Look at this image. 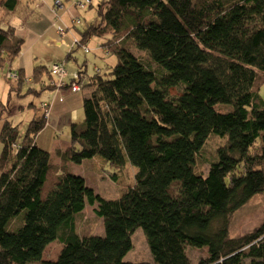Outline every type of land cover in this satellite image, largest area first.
<instances>
[{
    "label": "trees",
    "instance_id": "16d2710c",
    "mask_svg": "<svg viewBox=\"0 0 264 264\" xmlns=\"http://www.w3.org/2000/svg\"><path fill=\"white\" fill-rule=\"evenodd\" d=\"M16 5L0 0V11ZM95 6L97 16L75 47L88 53L85 44L96 37L116 61L90 77L88 69L77 72L62 88L76 93L75 82L86 92L83 122L70 126L65 148L52 155L35 142L47 117L41 105L48 110L50 102H40L20 135L9 103L0 100V264H148L124 259L137 229L154 264H191L188 248H207L198 264H264V219L229 236L233 214L264 194V98L257 93L264 83V0ZM21 44L11 28L0 27V70L8 68L5 78L17 73L6 81L18 97L26 77L11 64ZM29 79L26 92L62 90L45 66L34 67ZM212 134L224 141L200 176L195 163ZM95 158L114 181V171L133 167V181L116 199L95 194L73 173ZM87 205L95 206L102 234L77 228ZM53 243L57 256L44 259Z\"/></svg>",
    "mask_w": 264,
    "mask_h": 264
},
{
    "label": "rangeland",
    "instance_id": "374dc122",
    "mask_svg": "<svg viewBox=\"0 0 264 264\" xmlns=\"http://www.w3.org/2000/svg\"><path fill=\"white\" fill-rule=\"evenodd\" d=\"M77 1L78 0H60L59 2L63 6L71 7V9L76 11L81 18L80 19L81 24L78 26L76 25V27H74L75 24L70 21V17L67 18L66 19L67 23L66 25L63 24V28L70 24L69 26L70 29L66 31L63 35V37H65L64 38L65 41L62 42V38L59 39L60 37L57 36L59 39V44L61 45L54 46L52 44H49L47 46L48 48H45L46 50L40 53V57L43 55V53H47L48 56H54L55 57L54 60L63 61V62L65 61L66 57L72 53L74 59L65 62V68L69 73L70 77H73L76 74L75 69H77V67L83 63L84 59L89 60L90 58H92L93 59L92 64L96 66V69L99 68L100 66H104V62H102L101 60L97 61L94 58V54L99 53V50H95V51L93 50L97 48L100 39L96 37H91L88 40V42L85 45L87 50H90L89 53H84L83 48H79V47L74 48L73 46L74 44L73 39L75 37L79 38L80 33L83 32L84 29L87 27V25L90 24L92 21H94V19L96 18L97 12L95 5H97V2L99 0H92L93 5L92 6L88 5L83 10H80L79 7L75 6ZM0 13H1L0 27L3 26L6 28L5 25L7 24H5V21H3V19L10 20V18L9 17L4 18L5 15L7 14V11H2V12L0 11ZM21 13H22L21 8H17L12 15L20 16ZM9 28L10 26L7 25L6 30ZM63 43L67 44V47ZM132 52L134 54H137L138 50L134 49ZM109 60L113 65L116 61V57L111 55L109 57ZM52 64L51 63L48 64L47 67L49 66L50 69ZM94 65L88 67L89 75L95 74V68L93 67ZM7 70L8 68H6L3 71L0 70V100L5 103H8V99H9L11 104V108L9 109H11L12 111V116L9 117V121L19 126L20 135H22L28 125V122L31 121L34 118V116L38 115L37 108L42 100L43 95L49 96L51 94L50 93L51 91L45 90L41 92L42 93L41 96L36 95L33 94L32 92H26L25 89L27 88V86H29V84H27V86L24 85L23 91L20 93L22 96L18 97L16 95V92L10 93L9 91V87L12 86V82L6 81L7 79L4 77V74L6 73ZM24 83L27 82L24 81ZM83 92L84 91H82V93ZM257 93L261 98H264V83L261 85ZM79 96H81V93L79 94ZM20 108H23L22 113L20 112ZM217 109L222 112L229 110L228 107H222V108L217 107ZM80 114L81 117H83V110L80 111ZM82 122L83 119L78 121V124H81ZM40 137L41 138L39 140L37 138V144L41 146L40 148L50 152L53 148L52 144L54 142V140L51 137V134L48 131L44 130V132L41 133ZM67 139H68V130L65 129L59 135L58 141L64 142ZM223 141L224 139L217 135L214 134L209 135V137L207 138L204 144V147L200 151L199 157H197L198 160L195 163L196 174L200 176H205L209 163L215 157L216 148L219 145H221ZM114 172L118 175L115 181L111 179V176L108 175L106 171H104V163L98 158L92 160L86 167H82V166L81 168L73 167V173L82 176L83 179L85 180L86 185L92 188L95 194L97 193L100 194L102 197H104V199H116L124 191V188H126L133 181L134 169L129 163H127L122 169L116 170ZM94 212H95V206L87 205L83 213L80 215V217H77L76 225L77 228L80 230V232L88 233L90 231H93L96 234H102L103 232L102 223L100 220H97L94 217ZM263 219H264V194L255 196L246 205L241 207L233 214L230 221L229 236L235 238L247 234L256 226H258L263 221ZM11 225H12L11 223L7 225V229L9 231ZM131 241H132V248L125 256L124 258L125 261L154 264L152 257L149 253V250L147 248L144 234L141 229H137L134 232ZM59 248L60 247L54 243L49 245L44 252V259L54 260L58 254ZM186 253L189 259L191 260V264H198L199 261L206 259L208 256L207 248H202V249L188 248L186 250Z\"/></svg>",
    "mask_w": 264,
    "mask_h": 264
},
{
    "label": "crops",
    "instance_id": "0c3cea01",
    "mask_svg": "<svg viewBox=\"0 0 264 264\" xmlns=\"http://www.w3.org/2000/svg\"><path fill=\"white\" fill-rule=\"evenodd\" d=\"M54 1H58V0H17V5L15 9L13 11H7V14L4 17V18L9 17L10 20L3 19V21H5V24L10 26V28L13 30V36L22 41L21 51L18 54L17 58H15V60L12 62L11 69H14L16 71L22 70L24 76L26 77V80L28 81L30 80L29 77L31 76L34 67L39 65L47 67V65L50 63L54 64V63L63 62V61L54 60L55 57L48 56L47 53H43V55L40 57V53L46 50L45 48H48L47 46L49 44H52L54 46H60L61 44H59V39L61 38H62V42L65 41L64 39L65 37H63L64 34L60 36L58 35L59 34L58 31L59 29L62 30L65 28L64 30H62L65 33L70 29L69 28L70 24L63 28V24L66 25L67 23L66 22L67 18L70 17V21L72 23H74L76 19L79 20L81 19L78 13L73 9H71V7L63 6L61 3H60L61 6L59 7L53 6ZM91 3L93 5L92 0ZM17 8H21L22 10L21 15L20 16L12 15ZM7 25H5L6 28ZM76 25L77 24H75L74 27H76ZM6 28L1 26V29L3 30H5ZM57 36L60 38L58 39ZM74 41H77V37L73 39V43H75ZM65 45L67 47V44ZM73 46L74 48H76L75 45ZM95 50H99V53L94 54V58L97 61L101 60L102 62H104V66H100L99 68H97V70H99L100 73H104L108 68L114 66V64L112 65L111 61L109 60L111 54H108L106 52L104 53L98 47L93 51ZM73 59L74 58L72 53L68 55L65 61L63 62L64 68H65V62ZM92 63H93L92 58H90L89 60L84 59L83 63L80 66H78L77 69H75L76 74L77 72L82 73L83 72L82 70L84 69L86 70L88 69L89 66L94 65ZM93 67L96 69L95 65ZM47 68L49 69V66ZM86 74L88 77L93 76V75H89L88 72H86ZM87 76L85 78V81L82 79L83 82L85 83L87 82V78H88ZM68 79L71 78L67 77L66 80ZM24 85L27 86V83H25ZM50 93L51 94L49 96L43 95L41 100V102L42 101L50 102V107L48 109L45 126L43 130L39 132V134L36 136L35 142L37 144V138L38 140L41 138L40 137L41 133H43L44 130L48 131L51 134L52 139L54 140L52 144L53 148L50 151L51 152L50 154H52L56 149H63L68 144V139L64 142L58 141V137L61 134V132L67 129L69 134L70 126L72 124H78V121L83 119V117H81L80 111L82 110L81 106H82L83 96L86 92L82 93L80 91L76 93H71L68 91H64L62 89L61 92L55 96L52 95L53 92ZM80 93L81 96H79ZM41 94L42 93H40L39 95L41 96ZM59 97L61 100L58 99ZM8 103L10 104L9 99H8ZM9 106L11 107V104ZM22 110L23 108H20L21 113ZM1 122L2 121L0 120V127H1ZM37 146L41 147L39 144H37ZM0 151H1V147H0Z\"/></svg>",
    "mask_w": 264,
    "mask_h": 264
},
{
    "label": "built area",
    "instance_id": "2783aa9c",
    "mask_svg": "<svg viewBox=\"0 0 264 264\" xmlns=\"http://www.w3.org/2000/svg\"><path fill=\"white\" fill-rule=\"evenodd\" d=\"M91 3V0H78L76 5L77 7H79L80 9L85 8L86 6H88ZM53 6H61L59 1H54ZM77 25L78 23V19L76 21ZM59 35L62 36L64 34V31L60 30L58 31ZM75 43L73 45H75L77 43V41H74ZM50 73L51 75H53L55 77V82H52V84H55L57 89H62L67 85V80L66 78H71V81L76 80L77 79V74H75L73 77H70L68 72L66 71V69L64 68L63 63H54L52 64V66L50 67ZM7 79H16L17 78V73L16 72H9L6 75ZM77 83L75 82H71V90L73 92H77L79 90V87L76 85ZM41 108L43 109V111L45 112L46 116L48 114V110H47V106L42 104Z\"/></svg>",
    "mask_w": 264,
    "mask_h": 264
}]
</instances>
